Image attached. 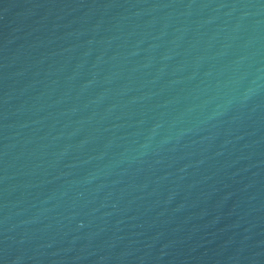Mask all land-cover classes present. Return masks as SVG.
<instances>
[{
	"label": "water",
	"instance_id": "obj_1",
	"mask_svg": "<svg viewBox=\"0 0 264 264\" xmlns=\"http://www.w3.org/2000/svg\"><path fill=\"white\" fill-rule=\"evenodd\" d=\"M0 264H264V0H0Z\"/></svg>",
	"mask_w": 264,
	"mask_h": 264
}]
</instances>
